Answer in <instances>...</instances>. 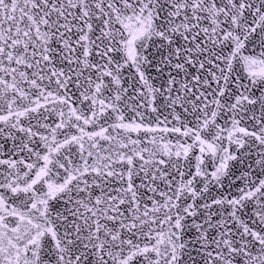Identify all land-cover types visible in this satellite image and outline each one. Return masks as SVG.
I'll return each mask as SVG.
<instances>
[{
	"label": "snow or ice",
	"instance_id": "snow-or-ice-1",
	"mask_svg": "<svg viewBox=\"0 0 264 264\" xmlns=\"http://www.w3.org/2000/svg\"><path fill=\"white\" fill-rule=\"evenodd\" d=\"M0 264H264V0H0Z\"/></svg>",
	"mask_w": 264,
	"mask_h": 264
}]
</instances>
